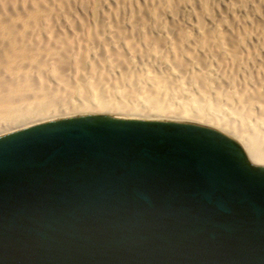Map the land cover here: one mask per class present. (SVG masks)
<instances>
[{
  "label": "water",
  "instance_id": "water-1",
  "mask_svg": "<svg viewBox=\"0 0 264 264\" xmlns=\"http://www.w3.org/2000/svg\"><path fill=\"white\" fill-rule=\"evenodd\" d=\"M0 264H264V168L184 121L80 115L10 132Z\"/></svg>",
  "mask_w": 264,
  "mask_h": 264
},
{
  "label": "bare ground",
  "instance_id": "bare-ground-1",
  "mask_svg": "<svg viewBox=\"0 0 264 264\" xmlns=\"http://www.w3.org/2000/svg\"><path fill=\"white\" fill-rule=\"evenodd\" d=\"M80 115L209 127L264 168V0H0V136Z\"/></svg>",
  "mask_w": 264,
  "mask_h": 264
}]
</instances>
